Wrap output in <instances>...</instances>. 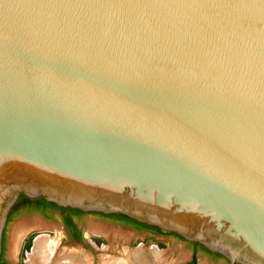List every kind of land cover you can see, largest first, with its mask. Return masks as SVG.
Wrapping results in <instances>:
<instances>
[{"label":"water","instance_id":"water-1","mask_svg":"<svg viewBox=\"0 0 264 264\" xmlns=\"http://www.w3.org/2000/svg\"><path fill=\"white\" fill-rule=\"evenodd\" d=\"M20 196L264 264V0H0V250Z\"/></svg>","mask_w":264,"mask_h":264},{"label":"rangeland","instance_id":"rangeland-1","mask_svg":"<svg viewBox=\"0 0 264 264\" xmlns=\"http://www.w3.org/2000/svg\"><path fill=\"white\" fill-rule=\"evenodd\" d=\"M61 226L57 217L47 222L35 214L21 213L4 228L7 260L16 264H33L29 255L33 251L35 239L40 235L56 244L54 256L58 260L65 251H79L90 257L91 264H103L107 260L116 261L123 259L126 254L134 256L136 253L148 258L149 264H187L191 261V241L182 238L161 236L151 239L127 227L105 223L88 215L82 223L86 242L81 243L72 241ZM17 229H22V232L12 249V239ZM153 253L157 256H152ZM191 264L229 263L226 260L211 261L200 251L196 254L195 263Z\"/></svg>","mask_w":264,"mask_h":264},{"label":"flooded vegetation","instance_id":"flooded-vegetation-1","mask_svg":"<svg viewBox=\"0 0 264 264\" xmlns=\"http://www.w3.org/2000/svg\"><path fill=\"white\" fill-rule=\"evenodd\" d=\"M21 213H32L37 215L39 218L45 221H49L55 217H57L61 222L62 230L71 238L72 241L85 243L86 239L84 237V229L82 226L83 221L86 219L88 215L93 216V218H99L105 223L119 225L123 227H127L131 230H134L137 233L144 234L147 238H157V237H165V236H174L177 238L179 237L170 231H161L154 227H146L140 223H136L130 219L122 217L117 213H109V214H101L98 212H85V211H78L75 209H70L68 207H57L51 202H48L42 198H29L26 196H20L16 202V204L12 207L8 214L6 228L7 225L18 215ZM6 229L3 231V237L1 241V250H0V264H16L12 261H8L6 258L5 252V234ZM183 239V238H182ZM192 246V257L191 263H195L196 261V254L198 252H203L205 255L211 260H226L224 256L221 254L211 251L204 247L203 245L197 242H191ZM230 264V262L228 261ZM239 264V263H235Z\"/></svg>","mask_w":264,"mask_h":264},{"label":"bare ground","instance_id":"bare-ground-1","mask_svg":"<svg viewBox=\"0 0 264 264\" xmlns=\"http://www.w3.org/2000/svg\"><path fill=\"white\" fill-rule=\"evenodd\" d=\"M21 230L22 229L16 230V233L12 239V249L16 245V242L21 235ZM54 246H56V244L54 245V243L49 242L46 237L39 235L35 239L33 251L29 255V260L33 264H91L90 257L81 254L79 251H65L62 254L60 260H58L54 256ZM152 256L155 257L157 254L154 255L153 253ZM147 259L148 258L144 257L143 255H139L138 253H136L134 256L132 254H126L123 256V259L121 258L116 261L107 260L103 262V264H149Z\"/></svg>","mask_w":264,"mask_h":264},{"label":"trees","instance_id":"trees-1","mask_svg":"<svg viewBox=\"0 0 264 264\" xmlns=\"http://www.w3.org/2000/svg\"><path fill=\"white\" fill-rule=\"evenodd\" d=\"M52 204H54V203H52ZM54 205L57 206V207H60V206H58V205H56V204H54ZM70 209H74V208H70ZM75 210H78V209H75ZM78 211H81V210H78ZM98 213H101V212H98ZM101 214H105V213H101ZM106 215H107V214H106ZM118 215H121L122 217H125V218H127V219H130V220H132V221H134V222H136V223H140V224H142V225H145L146 227H154V228H157V229L163 231L162 229L158 228L157 226L148 225V224H145V223L139 222V221L134 220V219H132V218H129L128 216H125V215H123V214H118ZM171 233H173V234L179 236L178 234H176V233H174V232H171ZM179 237H181V236H179ZM187 264H190V263H187Z\"/></svg>","mask_w":264,"mask_h":264}]
</instances>
